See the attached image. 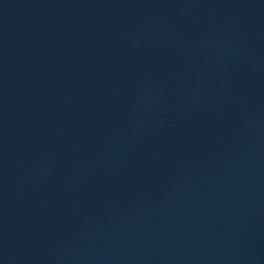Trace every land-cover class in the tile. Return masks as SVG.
I'll list each match as a JSON object with an SVG mask.
<instances>
[{
    "label": "water",
    "instance_id": "water-1",
    "mask_svg": "<svg viewBox=\"0 0 264 264\" xmlns=\"http://www.w3.org/2000/svg\"><path fill=\"white\" fill-rule=\"evenodd\" d=\"M0 264H264V0H0Z\"/></svg>",
    "mask_w": 264,
    "mask_h": 264
}]
</instances>
